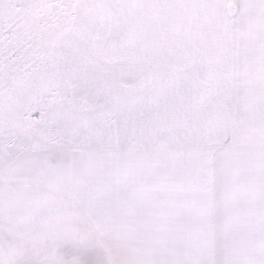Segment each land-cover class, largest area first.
Segmentation results:
<instances>
[{
  "label": "snow or ice",
  "instance_id": "6c2138e0",
  "mask_svg": "<svg viewBox=\"0 0 264 264\" xmlns=\"http://www.w3.org/2000/svg\"><path fill=\"white\" fill-rule=\"evenodd\" d=\"M0 264H264V0H0Z\"/></svg>",
  "mask_w": 264,
  "mask_h": 264
}]
</instances>
